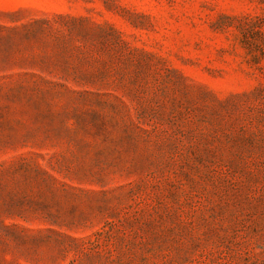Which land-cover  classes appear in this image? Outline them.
Segmentation results:
<instances>
[{"label":"rangeland","instance_id":"rangeland-1","mask_svg":"<svg viewBox=\"0 0 264 264\" xmlns=\"http://www.w3.org/2000/svg\"><path fill=\"white\" fill-rule=\"evenodd\" d=\"M0 264H264V0H0Z\"/></svg>","mask_w":264,"mask_h":264}]
</instances>
